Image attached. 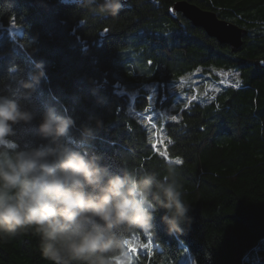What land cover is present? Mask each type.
<instances>
[{
	"label": "trees",
	"instance_id": "1",
	"mask_svg": "<svg viewBox=\"0 0 264 264\" xmlns=\"http://www.w3.org/2000/svg\"><path fill=\"white\" fill-rule=\"evenodd\" d=\"M177 1L129 0L116 16L81 24L85 10L76 2L0 0V94L17 88L13 77L30 79L35 62L46 70L31 97H13L34 119L16 125L11 139L22 149L43 143L39 117L54 106L75 121L69 142L99 154L113 173L124 167L163 178L166 164L175 166L192 222L183 235H169L163 213L156 214L151 253L140 249L131 264H253L247 254L264 253V0H187L247 29L238 52L180 12L171 17ZM13 64L23 71L9 72ZM212 67L233 71V78L211 95L197 99L198 91L176 120L164 121L157 147L153 126L136 114L147 107L146 85L159 81L168 93L198 68L217 78ZM92 117L104 126L82 143L80 129L95 128ZM131 238L144 242L148 235ZM39 245L30 229L0 236V264H51Z\"/></svg>",
	"mask_w": 264,
	"mask_h": 264
},
{
	"label": "clouds",
	"instance_id": "2",
	"mask_svg": "<svg viewBox=\"0 0 264 264\" xmlns=\"http://www.w3.org/2000/svg\"><path fill=\"white\" fill-rule=\"evenodd\" d=\"M89 16H116L127 0H75ZM30 47L27 44L26 48ZM32 52L36 49L32 48ZM23 71L13 64L9 72ZM17 88L0 94V236L31 230L39 237L40 252L51 264H131L125 246L130 236L155 235L156 214L169 235H183L191 224L190 206L172 163L163 178L127 168L113 173L96 152L80 151L69 142L75 121L47 106L38 121L39 146L22 149L11 137L16 125L30 124L34 113L19 100L31 97L46 79L42 61L34 63L30 79L13 77ZM94 83V82H93ZM95 128L80 129L82 143Z\"/></svg>",
	"mask_w": 264,
	"mask_h": 264
},
{
	"label": "rangeland",
	"instance_id": "3",
	"mask_svg": "<svg viewBox=\"0 0 264 264\" xmlns=\"http://www.w3.org/2000/svg\"><path fill=\"white\" fill-rule=\"evenodd\" d=\"M14 28L16 31L19 30L18 27H14ZM8 33L9 34L12 33V30H9ZM198 69L199 71H197L196 69L191 74L189 73V74L183 75L176 82L169 85L167 92L171 94V100L168 104L164 103L163 105H159V107L154 105L152 108L148 109V111L144 110L143 114L139 111H136V114L144 118L146 121L150 122L151 125L153 126V130H154L153 136L155 138L154 143L157 142L156 144L157 147H160V145L163 143L164 138H165L164 130L162 129L163 122L168 120V119H165V117L175 116L177 118L180 110H182L183 108L187 106L189 101L192 100V99L190 100L189 98L194 97V94L197 95V92L199 91L197 99L201 95H211L213 90L219 89V87L223 83H226L223 81L224 79H226L228 82L231 80V78H233V75H234V72L231 70H224V69L212 67L211 70L213 71V73L217 75V78H215L211 75V73L202 74L201 73L202 69L201 68H198ZM153 84H158L160 86L157 89L156 99H158V97H160V92H161L160 90H161V87H163V84L159 81H151L147 85H153ZM146 89L148 90V94H149L151 89H148V87H146ZM168 93H166V95ZM130 95L133 96L134 92H131ZM129 242L143 244V242H140V240L136 238L129 239ZM145 243L146 242H144V244ZM260 245L264 246V239L261 240ZM140 249H138V251ZM125 250H126V254L130 256L131 258L135 257V255L138 253V251L135 254L131 253L128 249V246L127 248L125 246ZM247 258L251 260L253 264H263L264 263V253H258L255 251L250 252L249 254H247ZM119 264H122V262ZM123 264H127V262Z\"/></svg>",
	"mask_w": 264,
	"mask_h": 264
},
{
	"label": "water",
	"instance_id": "4",
	"mask_svg": "<svg viewBox=\"0 0 264 264\" xmlns=\"http://www.w3.org/2000/svg\"><path fill=\"white\" fill-rule=\"evenodd\" d=\"M60 1L75 2V0ZM128 2L129 0H127L126 4ZM168 11L171 17H176V12H180L192 25L203 28L207 35L216 38L219 43L229 45L232 52H238L243 47V40L247 35V29L219 18L213 10L202 9L187 0H179ZM167 98L164 87H161L158 104L163 105L167 101Z\"/></svg>",
	"mask_w": 264,
	"mask_h": 264
},
{
	"label": "snow or ice",
	"instance_id": "5",
	"mask_svg": "<svg viewBox=\"0 0 264 264\" xmlns=\"http://www.w3.org/2000/svg\"><path fill=\"white\" fill-rule=\"evenodd\" d=\"M197 71H199V69H197ZM239 85V80L237 79L236 84L233 86H238ZM146 87H148V89H151L150 93L146 96V101H147V107L145 109V111H148V109L152 108L156 102V97H157V89L160 87L158 84H153V85H147ZM191 99H195V97H191L189 98ZM172 119V120H176L177 118L175 116L172 117H165V119ZM150 119V117H149ZM169 143H171V141H169ZM153 147H155V145H153ZM166 155V154H165ZM177 164L182 163L180 161L179 158H176V160L174 161ZM126 246H128V249L131 253L135 254L137 253L138 249L140 248H144L148 250V253H151V246H152V236L148 235V243L147 244H141V243H130L129 241L126 243Z\"/></svg>",
	"mask_w": 264,
	"mask_h": 264
},
{
	"label": "bare ground",
	"instance_id": "6",
	"mask_svg": "<svg viewBox=\"0 0 264 264\" xmlns=\"http://www.w3.org/2000/svg\"><path fill=\"white\" fill-rule=\"evenodd\" d=\"M9 30H10V29L8 28V32H9ZM10 34H12V33H10Z\"/></svg>",
	"mask_w": 264,
	"mask_h": 264
},
{
	"label": "built area",
	"instance_id": "7",
	"mask_svg": "<svg viewBox=\"0 0 264 264\" xmlns=\"http://www.w3.org/2000/svg\"><path fill=\"white\" fill-rule=\"evenodd\" d=\"M194 96H195V94H194Z\"/></svg>",
	"mask_w": 264,
	"mask_h": 264
}]
</instances>
